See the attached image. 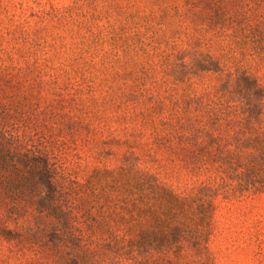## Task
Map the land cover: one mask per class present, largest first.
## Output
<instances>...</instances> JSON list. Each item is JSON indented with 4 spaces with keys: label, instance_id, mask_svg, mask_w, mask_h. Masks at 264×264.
Wrapping results in <instances>:
<instances>
[{
    "label": "trees",
    "instance_id": "1",
    "mask_svg": "<svg viewBox=\"0 0 264 264\" xmlns=\"http://www.w3.org/2000/svg\"><path fill=\"white\" fill-rule=\"evenodd\" d=\"M38 7L0 5V240L21 264H215L220 205L264 194V0Z\"/></svg>",
    "mask_w": 264,
    "mask_h": 264
},
{
    "label": "rangeland",
    "instance_id": "2",
    "mask_svg": "<svg viewBox=\"0 0 264 264\" xmlns=\"http://www.w3.org/2000/svg\"><path fill=\"white\" fill-rule=\"evenodd\" d=\"M8 1L0 0V5ZM14 1L39 9L38 4L41 8L51 6L62 8L70 5L73 0ZM54 32L53 29L48 31L51 35ZM66 43L70 46L72 41L67 38ZM253 73L264 83V70ZM28 93L29 91H23L21 96ZM81 97L84 101H88V95ZM41 105L44 106V102ZM170 183L175 187L180 185L175 180H170ZM220 206L216 216V230L211 242L215 264H264V194L240 202L222 203ZM10 247L0 240V264H21L20 256Z\"/></svg>",
    "mask_w": 264,
    "mask_h": 264
}]
</instances>
